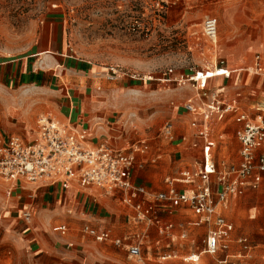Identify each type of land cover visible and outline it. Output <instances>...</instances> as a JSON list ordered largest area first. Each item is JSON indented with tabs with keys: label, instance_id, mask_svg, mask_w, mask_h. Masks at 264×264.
<instances>
[{
	"label": "rangeland",
	"instance_id": "374dc122",
	"mask_svg": "<svg viewBox=\"0 0 264 264\" xmlns=\"http://www.w3.org/2000/svg\"><path fill=\"white\" fill-rule=\"evenodd\" d=\"M211 15L217 16L220 22L216 43L203 34V21ZM50 23L54 25L53 30L64 28L67 53L73 58L63 67L56 66V71L34 73V68L50 67L43 63L41 56H31L36 53L38 37ZM257 53L264 58V0H0V70L7 75L4 83H0V123L29 127L40 115L51 114L60 119L58 115L66 88L74 82L86 83L93 79L97 82L96 99L109 100V109L102 108V111H110L121 119L125 131L141 133L140 137H157L165 122L173 121L183 128L190 119L180 114L184 112L183 102L194 89L181 87L174 81L175 77L215 70L216 66L222 65V59L232 67L249 64ZM56 58L54 65L58 63ZM81 69L84 71H79ZM112 69L137 77L122 74L110 80L108 72ZM250 74L254 77L252 82L258 84L243 87L247 94L256 91L255 96H247L248 107L253 102L264 101V84L260 76ZM248 75L249 72L243 71L242 79ZM179 109L180 114L177 113ZM131 120L137 122L132 125ZM8 134L0 133V138L7 139ZM156 139H162L161 148L165 150L152 148L146 165L152 164L153 159L157 165L162 161L165 175L156 183L153 192L164 189L168 177H179L180 170L194 165V157L199 156L197 150H179L165 137ZM183 155L187 157L181 159ZM142 171H138V177ZM9 189V184L0 178L2 230L5 227L9 231L11 228H31L30 232H36V238L45 248L67 246L65 242L73 240L71 235L61 238L53 234L49 222L41 215V206H35L36 217L32 224L15 218V212L22 204L17 206L15 193L8 198ZM87 192L89 190L78 194L77 212L68 215L83 218L79 214L83 211L88 215L87 222L109 227L130 241L142 238L146 225L134 220V212L125 203L102 189L93 190L96 197ZM245 201H250L253 206L251 212L243 207ZM70 203L59 207L65 211ZM236 203L228 216L237 213V208L242 205V234L258 246L247 264L264 262V225L252 228L245 224L246 221L264 222V182ZM52 204L50 209H53ZM181 212L184 213L181 220L195 218L187 207L176 211ZM83 223L74 224V235H82L79 229ZM181 231L179 227L178 232ZM148 233V238L143 239V250L150 264H195L184 258L204 248L208 228L192 226L187 229L185 239L169 246V239L154 229L150 228ZM85 239L93 240V237L85 235ZM96 245L104 247L110 260L116 259L113 264H140L135 258H129L126 250L112 243ZM79 246L75 242L71 248ZM117 252H121V256ZM164 255L171 257L161 260ZM232 261L240 263L238 258H232ZM109 264L112 263L109 261ZM200 264L221 263L219 256L204 254Z\"/></svg>",
	"mask_w": 264,
	"mask_h": 264
},
{
	"label": "crops",
	"instance_id": "0c3cea01",
	"mask_svg": "<svg viewBox=\"0 0 264 264\" xmlns=\"http://www.w3.org/2000/svg\"><path fill=\"white\" fill-rule=\"evenodd\" d=\"M58 22L59 21H55V23ZM47 26L48 27L44 29V31L40 34V36L36 41L35 44L36 53L32 54L31 56L34 55L41 56L40 59H44L43 63L46 64V66H50V67L34 68L32 70V72L34 73H36L37 71L40 72L56 71V66L63 67L64 65H66L68 59L73 58V56L67 53L68 45H67L64 28L57 31V30H53L54 29L53 24L50 23ZM219 27H220V22H219ZM55 55H58L60 57L56 58ZM55 58L56 60H58V63L56 65H54ZM253 59L254 57L252 58L249 64H242V66H237V67L230 66L228 63H225L223 59L220 60V62H223L222 65L220 64V66L224 69L229 70L230 76L229 77L215 76L208 80V86H207L208 91L211 92L219 88H225L226 90H228L232 95H234L238 99L241 109L244 112H246L248 115H250L251 118L255 117L258 107L264 106V101L253 102L251 107H248L246 105L249 95L255 96L256 91L252 90L251 93L247 94L245 88L243 87L252 86L253 84L256 86L258 84L257 81L254 83L252 82L254 80L253 79L254 77H251L250 73L260 76L262 83L264 84V75L256 74L251 70V66L253 65ZM70 68L72 69L73 67ZM79 71L82 72L84 70L81 69ZM243 71L249 72V75L244 79H242ZM3 73L4 72H1L0 70V83H4V80H6L7 78L6 73L4 74ZM71 73L72 72H70V74ZM74 83L72 84L73 86L72 85L70 86V88L69 87L66 88L67 92L63 95L64 99L62 100V105L58 117H60V119L62 120L71 121L80 130L87 131L89 133V141L90 143H92V145L97 146L102 142H107L110 146L114 148H120L122 146L132 144L138 141L139 139L148 140L150 149L146 153L138 155L137 166L133 171V182L135 185L142 186L146 190V195L142 196L138 200V202H142L144 207L154 206V211L150 215L152 221H150L149 219L147 220L139 219L137 211L134 209V207L126 203L124 194L122 192L111 193L113 197L125 203L134 212L133 217L136 222H141V223L144 222V224L146 225V229L144 231L142 238L136 242L130 241L127 237H121L117 235L109 227L101 226L99 223L94 224V222L92 223L87 222L86 218L88 217V215L83 211L82 213H79L80 215L84 216L83 218H80L78 216L77 217L70 216L71 214L77 212L76 203H79L78 194L80 192L83 193L89 190L87 194L95 196L93 194V190L101 189V188L92 187L87 189H80L76 185L73 186L72 188H64L61 183H55V184L45 183L41 186L32 187V186H26V184L21 181L17 182L15 185H11L10 182L4 180L10 186L8 192V198L10 199L15 193V195L18 197L17 206L19 204H22V207H18L19 209L16 210L15 218L24 222L22 219V212L23 210L29 207L34 208L35 217H36L35 206L36 205L41 206L40 209L41 215L43 216V219H46L49 222L53 234L61 238H69L71 235L73 240L68 239L65 242L67 246L49 245L47 248H45L42 245H40L41 241L38 238H36V232H30L31 228L28 229L11 228V230L9 231L7 229L5 230L6 228L5 227L4 230H2L4 217L0 216V264H109V261L113 264L114 261H116V259L110 260L109 253L105 252L106 250L103 249L104 247H98L96 245V243H102V242L96 241L94 237L93 240L85 239V235H88L83 231L85 225H90L98 229H108L112 232L114 237L121 238L125 244L118 247H121L123 250H126L129 258H133V257L129 255L126 244L127 243L141 244L142 253H143L142 259L139 260L138 258H135L140 264H150L148 262V259L145 258V253L143 250V245H144L143 239L148 238L147 235L150 234L148 233L150 228L154 229L160 235L168 238L169 239L168 246L171 243H175L177 240L185 239L187 237V229L191 228L192 226H202V225L206 226L209 232L214 227V221L208 223L206 222L199 223V216H197L189 206L182 203L174 204V205L166 204L165 206H162L160 203H156L155 201V196L158 193L163 192L168 188V181L178 178V177L176 178L168 177L165 181L167 183L166 187L159 191L153 192L156 183L162 178H164L165 173L163 172V168H162L163 164L162 161L158 163L160 165L154 164L155 159L152 160V164L146 165V162L148 161V157H149L148 155L153 150L152 148H154V150H165L161 148L163 142L162 139H159V138L164 139L165 136L162 135V133L160 132L157 137L150 136L148 138L146 136L140 137L141 133H133L130 131H125L126 128L121 125V119H118L117 116H114L112 113H110V111L101 110L102 108L109 109V106L107 105V103H109V100L100 101L96 99L97 82L95 80L91 79L89 81H86V83H83L81 81H77ZM195 95L196 93L194 90V93L189 95L188 98ZM111 103L110 105L112 107H115ZM179 111L180 109L177 111L178 114H180ZM180 115L189 116L190 119L189 121L186 122L183 128H180L178 125H175L173 121H171L174 123L176 128V139L175 141H170L169 139L168 140L173 146L177 147L179 150H197V154L199 155L194 157V165L184 166L180 170L181 172L186 167L193 168L198 163L202 162L204 155L203 153L204 140L197 137L196 130L192 126L193 120L199 119V117H196L188 113L185 109L184 112H182V114ZM135 122H137V120H131L132 125H134ZM242 126L243 125L241 123L236 121L235 115L228 114L226 118L217 125L215 129V133L212 136L213 141L215 142V146L212 149V156L215 163L217 164L218 172L212 176V182L210 186L215 195L223 191L225 188L226 179H224L223 176L226 174V172L229 171L231 166L233 165L237 166L241 163V155H240L241 144L237 137V131L241 129ZM36 129H37V120L36 122H34L33 125L29 127H27L25 124L15 125L13 127H10V126H5V124L3 123H0V133H9L7 139L11 136H20L24 140L30 141L35 136ZM137 137L139 138L137 139ZM156 138H158L160 141L157 140ZM131 141L132 143H129ZM150 141H152V144ZM260 152L264 153V148ZM185 157H187V155H183L181 159H184ZM140 169H142L143 171L141 176L138 177V171ZM263 182H264V174L262 175L261 181L256 186H254L253 185L254 182L249 179L246 186L243 188L242 193L238 197L229 196L228 200L224 203L223 207L221 208L224 217L234 227L230 241V249L227 254L230 257L228 263L224 262L226 255L225 253L222 252L219 253L218 255H211L204 252V248H205L204 246V248L199 253H197V255H199V259L195 264H200L201 257L204 254H208L211 256H219V262L221 264H234L232 258H238L240 262L239 264H247L248 260L253 257V254L256 252L255 250L257 249L258 246L253 244V242L247 235L242 234V208L244 207L246 210L251 212L253 206L249 204L250 201H245L243 207L242 205H240L239 208H237V213H232L231 216H228V212L230 211V208H232L233 204H237L236 202L240 201L243 197H246L250 192L259 189ZM177 187L180 190H184L189 193H190V188H192L191 186H187L180 183L177 184ZM40 189L41 191L40 193H38ZM38 194L40 196L36 202V198H38ZM80 196H82V194ZM70 201L72 203H70ZM68 202L70 204L68 205V208L65 211H63L62 208L60 209L61 206L64 207L67 206ZM51 204L53 209H50L51 207H49L51 206ZM180 207L189 208V210H191V212L194 214L195 218L187 219L184 217V220H181L180 219L182 217L181 215H184V213L182 212L180 214L176 213L177 209ZM61 211H63L64 213L63 212L61 213ZM69 211H71V213ZM67 213L70 215H68ZM59 214L60 216L58 217ZM81 221L84 222L81 225V228L79 229L82 235L79 233L74 235L73 234L75 231L74 224L79 225L81 224ZM167 223H172L174 225L172 235H167L160 231L159 225H164ZM62 224H66L69 227V230L66 234H62L60 231V226ZM245 224L248 227L260 228L264 225V222L246 221ZM179 227L182 230L181 232H178ZM41 235H43V233H41ZM242 237L248 238L249 241L253 244L255 249V250L253 249V251L249 254L247 258H242V255L241 256L239 255L242 248L241 245L238 243V240ZM75 242H77L80 245L79 248H71L75 246ZM105 243H111V242H105ZM159 243L160 241L157 242V244ZM41 252L43 254L38 256ZM112 252L113 250L110 251V253ZM117 254L121 256V252H117ZM113 255H111V257ZM166 256L169 255L162 256L161 260H165L164 257ZM190 256L184 258V260L189 261L188 258ZM259 264H264V262L260 261Z\"/></svg>",
	"mask_w": 264,
	"mask_h": 264
},
{
	"label": "built area",
	"instance_id": "2783aa9c",
	"mask_svg": "<svg viewBox=\"0 0 264 264\" xmlns=\"http://www.w3.org/2000/svg\"><path fill=\"white\" fill-rule=\"evenodd\" d=\"M203 34L216 43L219 34V19L208 16L203 22ZM213 75L210 70L196 71L190 75L174 78L181 87L191 86L196 95L187 98L184 109L196 116L192 122L197 137L204 140L203 159L193 168L186 167L178 178L168 181V188L155 196L156 203L185 204L199 216V223L214 221V227L205 239L204 252L211 255L225 253L224 262L228 263L230 241L233 225L224 217L221 208L230 197H238L248 180L256 186L264 174V106L257 108L254 118L244 112L238 99L225 88L208 91V80L215 76L229 77L230 72L220 67L215 68ZM221 70L222 73H219ZM251 70L264 75V58L256 54ZM112 69L108 72V79L114 80L123 75L136 78L135 74L121 73ZM173 80V79H172ZM228 114L236 116V121L243 126L237 131L241 144V163L233 165L223 176L226 185L217 195L211 189L212 176L215 175L217 164L212 156L215 146L213 134L217 125ZM170 141L176 139V128L173 122L167 121L161 131ZM148 140L139 139L131 145L114 148L107 142L97 146L89 141V133L78 129L71 121H64L51 114L41 115L37 119L36 134L30 141L20 136L0 139V178L15 185L21 181L25 184L41 186L45 183H61L64 188L77 186L80 189L101 188L107 193L122 192L128 205L134 207L139 219H149L154 206L144 207L138 200L146 195L142 186L133 182V171L137 166V157L149 151ZM191 186L190 193L180 190L177 184ZM71 213V211H69ZM35 210L29 207L22 212V219L26 224H32ZM160 231L167 235L173 234L174 225L167 223L159 225ZM69 227L60 226L62 234H66ZM84 233L94 237L99 242H111L117 246L124 245L121 238L114 237L108 229H98L85 225ZM241 245L242 258H247L254 246L248 238L238 240ZM128 253L133 258L142 259L141 244H126ZM171 257L166 256L164 259ZM189 261L196 263L199 255L193 254ZM223 262V260H222Z\"/></svg>",
	"mask_w": 264,
	"mask_h": 264
},
{
	"label": "bare ground",
	"instance_id": "6f19581e",
	"mask_svg": "<svg viewBox=\"0 0 264 264\" xmlns=\"http://www.w3.org/2000/svg\"><path fill=\"white\" fill-rule=\"evenodd\" d=\"M217 41H218V39L216 40V42H217ZM208 72H209V74H208V75H210V76H211V75H213V74H214L213 72H217V70H216V71H208ZM219 73H222V72H221V70L219 71Z\"/></svg>",
	"mask_w": 264,
	"mask_h": 264
}]
</instances>
